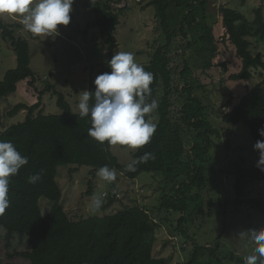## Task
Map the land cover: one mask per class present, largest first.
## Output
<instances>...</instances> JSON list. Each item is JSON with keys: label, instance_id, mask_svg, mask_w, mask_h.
<instances>
[{"label": "trees", "instance_id": "obj_1", "mask_svg": "<svg viewBox=\"0 0 264 264\" xmlns=\"http://www.w3.org/2000/svg\"><path fill=\"white\" fill-rule=\"evenodd\" d=\"M121 1V0H120ZM246 3L247 0H241ZM209 0H150L148 6L156 9V18L161 31L162 43L156 48L152 59L143 64L146 71L153 73L152 91L148 102L155 99L158 108L153 115L157 125L150 143L133 155V160L145 153L154 159L136 165L129 171L113 154L112 146L103 145L88 135L91 122L88 117L81 118L65 95L53 86L48 89L58 96L60 114L45 115L41 108L44 92L33 105L19 103L9 111L16 116L26 110L23 121L13 123L0 130V140L11 141L28 163L19 173L10 178V207L0 216V226L5 230L4 248L6 256L22 257L29 264H169L165 258L154 257L157 230L162 225L152 218L146 206L138 204L103 216L94 215L72 220L62 204L63 191L57 181L60 166L90 167L95 175L100 167L108 166L123 173L124 177L136 180L143 173H161L166 182L160 198L159 209L169 215L179 214L175 229L187 238L189 255L186 264H206L203 258L209 254L218 255L216 249L203 245L196 240L190 227L197 220L200 205L192 208L197 200L213 182L211 178L222 177L225 173L234 175L235 201L238 205H248L264 220V201L259 198H246V188L251 181H264V171L257 163L250 167L237 166L230 172L223 168L210 152L214 147L212 136L220 137V130L207 119V104L199 92L203 85L195 82L193 69L189 64L191 51L206 59L204 66L210 68L218 49L212 28L206 24ZM112 0L95 1L91 10L95 14L89 20L84 33L97 29L101 43L108 49V60L115 54L118 46L116 31L121 24L123 10H115ZM175 5L184 8L182 21L174 29L169 27V11ZM224 38L236 49L242 60V68L230 76L231 80L241 81L252 78V68L264 67L261 55L253 56L248 37H258L264 42V14L262 7L255 11V19L248 22L240 12L221 7ZM201 28L198 30L197 27ZM3 37L11 39L17 56V66L10 69L0 80V102L15 93L18 84L27 81L31 86L38 80L31 67L30 45L27 39L15 37L14 29L3 22L0 16ZM195 35L189 40L191 31ZM224 67L225 63L222 64ZM99 68V74L110 72L107 61L97 66L91 65V73ZM94 80L90 78L89 91H95ZM48 90V91H49ZM181 97L180 105L175 104ZM93 100L90 99V104ZM37 112V114H36ZM36 114V115H35ZM221 119L225 123L245 124L253 139L264 140L258 129L264 126V84L249 88L246 93L224 112ZM2 114L0 108V123ZM189 132H186V129ZM192 139L191 145L187 137ZM259 153V151H258ZM39 173L41 179L35 184L28 182L30 175ZM210 189V188H209ZM91 192V191H90ZM46 198L52 205L44 214L40 200ZM213 202V201H212ZM104 206L101 207V209ZM105 209V208H104ZM201 214H204L202 212ZM206 217V215H205ZM165 223L172 226L170 216ZM191 224V225H188ZM190 226V227H189ZM14 238L25 240L27 249L18 250L13 246ZM247 257V256H245ZM232 258V259H231ZM243 257L230 256L232 262L245 264Z\"/></svg>", "mask_w": 264, "mask_h": 264}, {"label": "rangeland", "instance_id": "obj_2", "mask_svg": "<svg viewBox=\"0 0 264 264\" xmlns=\"http://www.w3.org/2000/svg\"><path fill=\"white\" fill-rule=\"evenodd\" d=\"M95 1L99 0H75L69 25H59L60 34L55 39L34 36L24 28L19 18L1 16L3 22L14 29L15 37L28 40L31 67L38 80L35 87L27 81L20 82L17 91L0 102L2 114L0 130L23 121L27 115L26 110L20 111L13 117L9 116V111L19 103L27 105L37 103L40 92H44L41 108L45 115L62 113L57 105L58 96L48 89L49 86L63 93L74 112L78 113L79 96L83 90L89 91L90 78L95 79L99 75V68L91 73L90 66L108 61L107 46L103 43L95 45V41L101 43L99 31L92 29L87 34L84 33L88 21L96 17L91 10V5ZM112 1L115 2L113 5L115 10H123L121 24L115 34L118 43L115 54L131 52L138 64H147L156 48L162 43L155 7L147 5L150 0H127L126 3L123 0ZM209 1H213L218 7L217 12L206 15V24L212 28L218 44L217 53L212 59L213 65L210 68L204 66L206 59L203 56L192 51L189 64L193 69L195 82L204 86L199 96H203L207 104L206 117L220 130V137L212 136L214 147L210 154L223 168L228 169L227 172H232L237 166L246 168L257 163L259 153L253 148L255 141L245 124L225 123L221 116L229 111L249 88L264 84V67L252 68L250 80L230 79L232 74L241 70L242 60L237 56L235 46L224 38L225 30L219 10L221 7L234 9L251 23L255 19L257 8L262 7L264 14V0H247L246 3L241 0ZM183 16L184 8L173 5L169 11L170 29L177 27ZM200 28L197 27L198 30ZM3 32L0 27V80L8 70L17 66V56L11 45V39H5ZM190 33L189 40L196 34L195 29ZM248 40L251 43L250 51L253 56L261 55L264 61V42L258 37H248ZM180 101L181 97L178 96L175 101L176 106L180 105ZM150 120L155 122L157 118L153 115ZM186 132H189L188 128ZM187 143L188 145L192 143L190 136L187 137ZM136 151L137 149L132 150L127 146H112L113 154L124 165H128L133 160ZM115 171L117 179L109 183L100 179L97 173L93 175L90 167L60 166L57 181L63 191L62 204L68 216L72 220H77L84 216H103L134 205H144L150 211L152 218L162 225L157 230L154 257L165 258L169 264H186L190 252L187 238L180 230L175 229L179 214L172 212L169 215L165 209H159L160 198L166 185L163 175L143 173L136 180H131L124 177L123 173ZM211 179L213 182L210 189L202 193L201 200H197L192 206L195 208L200 205L197 220L192 225H188H191L190 230L199 243L207 244L213 249L218 247L217 244L221 246L217 251L219 256L212 258L207 254L203 262L236 264L230 260L232 254L246 258L245 256L251 254L256 247L239 234L248 229L264 228V220L248 205L235 203L238 197L233 188L234 175L225 173L222 177ZM94 196L101 197L104 206L97 212L90 210ZM245 197L264 201V181H251L246 188ZM40 205L46 214L48 209L46 205H49L50 209L52 203L42 198ZM202 212L204 214H201ZM168 216L174 221V225L171 226L169 223L167 225L163 221ZM5 235V230L0 226V264H29L22 257L9 259L6 256ZM13 246L23 250L27 249L28 244L25 240L14 238Z\"/></svg>", "mask_w": 264, "mask_h": 264}, {"label": "clouds", "instance_id": "obj_3", "mask_svg": "<svg viewBox=\"0 0 264 264\" xmlns=\"http://www.w3.org/2000/svg\"><path fill=\"white\" fill-rule=\"evenodd\" d=\"M75 0H0V16L19 18L24 28L34 36L55 39L60 34L59 25L67 26L71 21ZM110 72H104L94 80L95 91L83 90L78 99L79 117H88L91 127L88 135L100 144L127 146L132 150L140 149L150 143L157 125L146 120L147 114L158 108V102L147 98L151 95L150 85L153 73L135 61L131 52H117L107 61ZM90 99L93 102L90 104ZM264 137V126L258 129ZM259 151L257 167L264 171V140L253 145ZM154 159L145 153L132 160L127 168L135 171L136 165ZM28 163V157L11 141L0 140V216L10 207V178ZM100 179L112 183L117 173L108 166L97 170ZM41 179L39 173L30 175L28 182L35 184ZM102 207V199L94 196L90 210L97 212ZM256 245L254 251L245 259V264H264V228L248 229L239 234Z\"/></svg>", "mask_w": 264, "mask_h": 264}, {"label": "water", "instance_id": "obj_4", "mask_svg": "<svg viewBox=\"0 0 264 264\" xmlns=\"http://www.w3.org/2000/svg\"><path fill=\"white\" fill-rule=\"evenodd\" d=\"M124 3H126L127 0H123ZM207 10L210 12V13H214V12H217L218 11V7H216L214 5V2L213 1H209L208 2V6H207Z\"/></svg>", "mask_w": 264, "mask_h": 264}, {"label": "crops", "instance_id": "obj_5", "mask_svg": "<svg viewBox=\"0 0 264 264\" xmlns=\"http://www.w3.org/2000/svg\"><path fill=\"white\" fill-rule=\"evenodd\" d=\"M73 108V107H72Z\"/></svg>", "mask_w": 264, "mask_h": 264}]
</instances>
